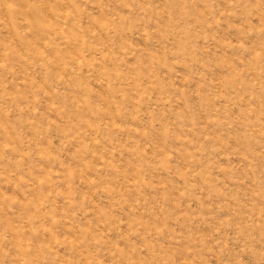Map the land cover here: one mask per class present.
<instances>
[{
	"label": "rangeland",
	"instance_id": "1",
	"mask_svg": "<svg viewBox=\"0 0 264 264\" xmlns=\"http://www.w3.org/2000/svg\"><path fill=\"white\" fill-rule=\"evenodd\" d=\"M0 264H264V0H0Z\"/></svg>",
	"mask_w": 264,
	"mask_h": 264
}]
</instances>
